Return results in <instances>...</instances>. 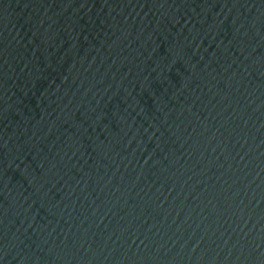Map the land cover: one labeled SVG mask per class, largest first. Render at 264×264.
I'll list each match as a JSON object with an SVG mask.
<instances>
[{
	"label": "water",
	"instance_id": "95a60500",
	"mask_svg": "<svg viewBox=\"0 0 264 264\" xmlns=\"http://www.w3.org/2000/svg\"><path fill=\"white\" fill-rule=\"evenodd\" d=\"M0 264H264V0H0Z\"/></svg>",
	"mask_w": 264,
	"mask_h": 264
}]
</instances>
